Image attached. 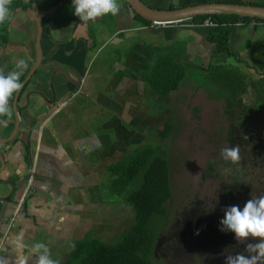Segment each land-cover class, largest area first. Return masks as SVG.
I'll return each instance as SVG.
<instances>
[{"label":"crops","instance_id":"crops-1","mask_svg":"<svg viewBox=\"0 0 264 264\" xmlns=\"http://www.w3.org/2000/svg\"><path fill=\"white\" fill-rule=\"evenodd\" d=\"M34 1L42 17L41 56ZM144 1L159 10L175 7L173 0L164 7L160 0ZM184 1L175 8L209 0ZM23 2L26 7L8 22L0 67L7 73L25 60L23 83L39 57L41 62L18 101L16 94L11 100V116L0 117L8 120L6 126L0 124V264H17L20 256L36 264L31 250L35 243L46 244L53 253L98 227L97 212L109 206L105 201L112 192L109 168L127 157L132 134L126 120L140 121V126L174 118L175 108L169 105L181 91L177 89H192L190 81L201 80V71L229 65L232 58L236 72L264 80V27L236 24L230 37L233 55L228 56L215 52L208 39L211 29L204 24H146L127 0H117L118 15L95 22L80 21L73 0ZM165 61L182 64L185 77L168 100L159 101L148 78ZM136 137L133 133L130 141ZM21 242L22 249L17 247Z\"/></svg>","mask_w":264,"mask_h":264},{"label":"rangeland","instance_id":"rangeland-1","mask_svg":"<svg viewBox=\"0 0 264 264\" xmlns=\"http://www.w3.org/2000/svg\"><path fill=\"white\" fill-rule=\"evenodd\" d=\"M166 1L160 0L158 3L162 2L161 6L164 7L163 3ZM173 2L176 7L186 1ZM204 25L209 28L218 26H209L207 21ZM235 63L233 58L230 59L229 65ZM220 72L225 78L220 82L225 85L229 77L236 75L234 71L227 69ZM243 75L250 76L247 73ZM211 80L207 81L204 78L203 81L198 79L195 82L190 81L195 84L192 89L190 87L182 90L183 86L179 87L177 90L181 91L173 95L174 104L169 105L175 108L172 119L143 121L141 127L138 125L140 121L126 120L128 133L139 135L133 141H130L132 135L128 136L125 146L127 156L137 149L152 146L169 163L173 197L166 205L168 215L163 223H156L157 217L154 218V222L152 221L153 224L156 223L154 226L162 231L155 254V264H225L227 255L240 253L235 251V254L232 252L229 254V249H222L220 244L216 245L218 248L212 245L217 242L215 236L224 232L221 231L220 221L224 218L225 209L238 205L234 202L224 208L221 193L224 186L235 181L236 165L242 163L240 161L232 164L221 156L223 149L231 148L229 139L232 128L230 115L226 112L228 100L226 101V97L221 94H227L231 88L220 85L218 81L213 84ZM251 96L245 95L244 101L251 104ZM167 125H170V131L165 137H161L159 132ZM150 128L152 130H149ZM131 130H134L133 133ZM105 171L106 168L103 173ZM141 180L142 174L129 188L125 187L122 190V196H117L115 191L111 190L105 201L109 206H104L97 212L98 227L81 241L95 238L114 245L123 240L125 234L135 224V213L127 197L138 188ZM243 180L245 181L242 178ZM243 207H240L241 210ZM102 220L103 224L100 223ZM162 220L164 221V218ZM208 222L213 223L212 233L208 229L204 230ZM72 245L55 249L51 254L61 257L53 259L58 260L59 264H66L72 260L76 244Z\"/></svg>","mask_w":264,"mask_h":264},{"label":"trees","instance_id":"trees-1","mask_svg":"<svg viewBox=\"0 0 264 264\" xmlns=\"http://www.w3.org/2000/svg\"><path fill=\"white\" fill-rule=\"evenodd\" d=\"M142 1L146 3V1ZM216 2L264 6L254 0ZM25 7L23 0H12L10 10L13 14L18 9ZM171 9H175V7ZM137 16L142 19L139 15ZM142 20L146 24H151V22ZM207 20L218 25L210 28L208 37L209 41L216 46L215 52L226 53L228 56L233 55L230 48V37L236 24L241 22L249 24L253 20L264 23V20L261 19L241 18L236 15L199 16L194 19V23L203 25ZM8 22L0 25V46L5 42ZM238 60L240 61V59ZM164 67L167 69L165 70ZM157 68L158 70L148 80L159 101H166L168 94L183 82L185 77L183 65L178 61L176 63L165 61ZM223 69L234 71L236 74L228 78L227 85L221 84V80L225 79L220 72ZM205 73L207 81L212 79L213 84L216 81H221L220 85L231 88L227 94L222 93L221 95L226 97V101L228 100L226 112L230 115L232 124L229 143L231 148L239 146L242 165H236L235 181L224 186L221 195L224 208H227L228 205L231 206L234 202H237L239 207H243L249 199L264 195V80H253L241 72L237 73L233 67L225 64L212 66L211 70ZM245 95H252L251 104L244 101ZM169 127L170 125H167L160 130L161 137H165L169 133ZM109 171L114 175L111 190H114L117 196H122V190L125 187L129 188L142 174L140 185L127 197V201L135 213V224L118 244H107L92 238L78 241L72 260L66 264H155V254L162 231L154 225L165 222L168 215L166 205L173 197L169 163L157 153L154 147L147 146L137 149L125 159L113 164ZM242 178L245 181H242ZM155 217L158 221L153 224L152 221H155ZM211 226L213 223L208 222L204 230L208 229L212 233L213 227ZM215 241L217 242L212 244L214 248H218L216 245L220 244L222 249H229V254L231 252L235 254V251H238L245 255L249 254L246 251L248 243L259 242L249 239L241 243L237 241L234 233H227V231L215 236Z\"/></svg>","mask_w":264,"mask_h":264},{"label":"clouds","instance_id":"clouds-1","mask_svg":"<svg viewBox=\"0 0 264 264\" xmlns=\"http://www.w3.org/2000/svg\"><path fill=\"white\" fill-rule=\"evenodd\" d=\"M12 0H0V25L11 18ZM74 14L82 22H95L98 18L120 13L121 6L117 0H73ZM28 64L25 60L17 61L13 70L5 72L0 67V117H10L12 114L11 100L22 88L21 75ZM7 119H0V124L6 126ZM223 159L238 163L240 161L239 146L223 149ZM221 231L235 234L237 241L244 243L249 239L258 240V243H248L246 251L235 255H227L225 264H264V195L249 199L243 209L238 205L225 209L224 218L220 221ZM198 234V233H197ZM17 247L22 249L23 243ZM32 253L36 256V264H59L58 260L51 257L50 249L44 243L32 245ZM17 264H28V257L20 256Z\"/></svg>","mask_w":264,"mask_h":264},{"label":"water","instance_id":"water-1","mask_svg":"<svg viewBox=\"0 0 264 264\" xmlns=\"http://www.w3.org/2000/svg\"><path fill=\"white\" fill-rule=\"evenodd\" d=\"M130 8L135 12V14L142 17L144 20L151 22L155 25H168L173 23H180L184 21H194L196 17L199 16H232L236 15L241 18H251V19H261L264 20V6H254L247 4H237V3H223V2H206L203 4L191 5L178 9H170V10H159L149 7L142 0H127ZM34 12L36 18L39 23V38H38V50L40 56L42 55L40 48V34L42 30V17L38 12L36 3L34 1ZM41 62V58L39 57L36 62L33 70L28 75L26 80L22 83V88L15 95V102L18 101L19 95L30 77L33 73L36 72ZM15 113L19 114L20 110H18L17 106L14 107ZM20 123L17 124V129ZM0 161L4 164V160L0 157Z\"/></svg>","mask_w":264,"mask_h":264},{"label":"built area","instance_id":"built-area-1","mask_svg":"<svg viewBox=\"0 0 264 264\" xmlns=\"http://www.w3.org/2000/svg\"><path fill=\"white\" fill-rule=\"evenodd\" d=\"M207 24L209 25V26H217V25H215L214 23H212L210 20H207ZM155 25V24H154ZM264 26V23L263 22H259V21H256V20H253V22H251V26Z\"/></svg>","mask_w":264,"mask_h":264},{"label":"flooded vegetation","instance_id":"flooded-vegetation-1","mask_svg":"<svg viewBox=\"0 0 264 264\" xmlns=\"http://www.w3.org/2000/svg\"><path fill=\"white\" fill-rule=\"evenodd\" d=\"M201 77V80L203 81L204 80V78H206L207 76H205V74H204V71H201L200 72V75H198V77Z\"/></svg>","mask_w":264,"mask_h":264}]
</instances>
